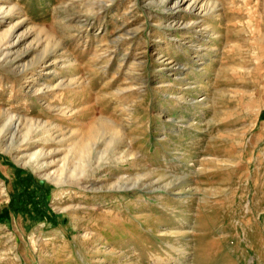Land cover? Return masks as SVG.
Returning <instances> with one entry per match:
<instances>
[{"label": "rangeland", "instance_id": "rangeland-1", "mask_svg": "<svg viewBox=\"0 0 264 264\" xmlns=\"http://www.w3.org/2000/svg\"><path fill=\"white\" fill-rule=\"evenodd\" d=\"M0 264H264V0H0Z\"/></svg>", "mask_w": 264, "mask_h": 264}]
</instances>
